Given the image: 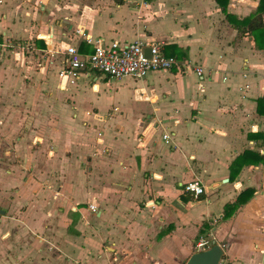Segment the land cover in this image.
<instances>
[{"label":"crops","instance_id":"0c3cea01","mask_svg":"<svg viewBox=\"0 0 264 264\" xmlns=\"http://www.w3.org/2000/svg\"><path fill=\"white\" fill-rule=\"evenodd\" d=\"M85 34L175 45L189 65L133 78L150 108H107L108 76L61 77ZM260 97L264 49L216 0H0V264H187L215 244L220 264H264V163L232 173L264 157Z\"/></svg>","mask_w":264,"mask_h":264},{"label":"built area","instance_id":"2783aa9c","mask_svg":"<svg viewBox=\"0 0 264 264\" xmlns=\"http://www.w3.org/2000/svg\"><path fill=\"white\" fill-rule=\"evenodd\" d=\"M77 32L84 35L83 29H77ZM84 41L92 46V51L82 52L78 45H69L64 49L67 67L61 71V77L72 75L78 78L82 72L97 71L111 78L144 79L154 71L173 68L181 70L189 65L185 59L167 56L160 43L150 44L144 40L105 42L86 34ZM147 48L150 49V55L146 53ZM194 70L197 75L203 77V67L196 66ZM163 138L169 142L170 135L164 134ZM185 190L193 192L198 197L205 192V187L199 180H193L186 184ZM90 208L94 212L97 210L94 204H91ZM207 244L208 242L202 239L198 246L206 248ZM222 248H225V245H222Z\"/></svg>","mask_w":264,"mask_h":264},{"label":"trees","instance_id":"16d2710c","mask_svg":"<svg viewBox=\"0 0 264 264\" xmlns=\"http://www.w3.org/2000/svg\"><path fill=\"white\" fill-rule=\"evenodd\" d=\"M218 5L226 13L227 18L234 24L236 28L241 31L248 32L252 36L257 49H264V0H259L257 8L251 12L250 15L245 17H237L234 14L228 12V6L230 0H216ZM85 51H92L85 43H82ZM167 56H174L177 58L184 57L183 50L175 45L166 46L165 51ZM258 107L257 111L264 115V97L257 99ZM255 136V135H254ZM264 163V157L257 151L246 150L244 154L240 155L233 163L232 173L235 177L244 164H259ZM236 167L235 170L233 168ZM254 195L253 189H246L240 193L235 202L229 203L225 207L224 218L232 216L240 206L248 202Z\"/></svg>","mask_w":264,"mask_h":264},{"label":"rangeland","instance_id":"374dc122","mask_svg":"<svg viewBox=\"0 0 264 264\" xmlns=\"http://www.w3.org/2000/svg\"><path fill=\"white\" fill-rule=\"evenodd\" d=\"M151 74V73H150ZM142 80L135 82L133 78L124 77L122 79L106 78L100 83L103 105L107 108L118 106L123 112L137 110L140 108H150L149 102L140 100L136 93V88L141 85ZM94 96V94H90Z\"/></svg>","mask_w":264,"mask_h":264},{"label":"water","instance_id":"95a60500","mask_svg":"<svg viewBox=\"0 0 264 264\" xmlns=\"http://www.w3.org/2000/svg\"><path fill=\"white\" fill-rule=\"evenodd\" d=\"M146 53L150 55V49H146ZM224 249L219 244L194 254L187 264H220Z\"/></svg>","mask_w":264,"mask_h":264}]
</instances>
